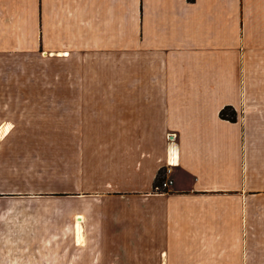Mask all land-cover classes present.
<instances>
[{
    "label": "crops",
    "instance_id": "obj_1",
    "mask_svg": "<svg viewBox=\"0 0 264 264\" xmlns=\"http://www.w3.org/2000/svg\"><path fill=\"white\" fill-rule=\"evenodd\" d=\"M15 1L0 0V264H264L251 229L264 214V0H142L130 51L121 38L82 55L28 44ZM86 4L102 22L107 0ZM91 52L130 53L128 81L123 62L121 82L44 81L45 58ZM166 168L173 184L156 191Z\"/></svg>",
    "mask_w": 264,
    "mask_h": 264
},
{
    "label": "rangeland",
    "instance_id": "obj_2",
    "mask_svg": "<svg viewBox=\"0 0 264 264\" xmlns=\"http://www.w3.org/2000/svg\"><path fill=\"white\" fill-rule=\"evenodd\" d=\"M23 1L26 2V10L21 12L13 10L12 18L16 15H22L21 30L25 41L29 44L32 34L38 35L40 49L43 48L41 41L44 39V49L49 46V48L56 50H67L76 44L78 53L82 55L81 49H84L87 44L96 43L97 45L101 42L103 45H111L115 48L117 40L124 38V47L130 51L131 24L133 21H138V17L140 20L142 19V0H140L139 5L138 0H107L106 15L102 22L95 18L98 13L96 10L87 9L86 3L89 4V0H80L82 3L79 7L75 6L72 9L60 4L59 1L61 0ZM15 3H22V0H16ZM32 5L38 6V10H31ZM138 7L140 14L137 11ZM117 31L118 35L116 34ZM131 60L130 53L126 52L123 61L117 59L114 52H91L87 53L83 60L77 58L71 59V61L65 58L52 59L47 57L44 60V81L121 82L122 75L116 74V65H121L123 62L125 73L123 81L127 82V78H130ZM85 62L86 68H83L82 65ZM81 70H84V74H81ZM253 218L252 233L258 232L262 237L261 241L264 242V214H254ZM261 237L254 238L259 239ZM77 253L82 254L83 252ZM258 253L264 255V252ZM261 262L264 263V259Z\"/></svg>",
    "mask_w": 264,
    "mask_h": 264
},
{
    "label": "trees",
    "instance_id": "obj_3",
    "mask_svg": "<svg viewBox=\"0 0 264 264\" xmlns=\"http://www.w3.org/2000/svg\"><path fill=\"white\" fill-rule=\"evenodd\" d=\"M221 118L228 119L230 121L236 120V112L231 106H224L219 113ZM165 170L159 171L154 187L159 183V180L161 179L162 175L164 174ZM162 173V174H161Z\"/></svg>",
    "mask_w": 264,
    "mask_h": 264
},
{
    "label": "built area",
    "instance_id": "obj_4",
    "mask_svg": "<svg viewBox=\"0 0 264 264\" xmlns=\"http://www.w3.org/2000/svg\"><path fill=\"white\" fill-rule=\"evenodd\" d=\"M170 172V168L165 169V172L159 180V183L154 187L156 191H165L172 186L173 179L169 177Z\"/></svg>",
    "mask_w": 264,
    "mask_h": 264
},
{
    "label": "bare ground",
    "instance_id": "obj_5",
    "mask_svg": "<svg viewBox=\"0 0 264 264\" xmlns=\"http://www.w3.org/2000/svg\"><path fill=\"white\" fill-rule=\"evenodd\" d=\"M80 218V217H79Z\"/></svg>",
    "mask_w": 264,
    "mask_h": 264
}]
</instances>
